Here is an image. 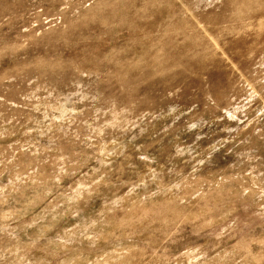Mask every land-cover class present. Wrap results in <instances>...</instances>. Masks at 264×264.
I'll return each mask as SVG.
<instances>
[{
    "label": "rangeland",
    "instance_id": "374dc122",
    "mask_svg": "<svg viewBox=\"0 0 264 264\" xmlns=\"http://www.w3.org/2000/svg\"><path fill=\"white\" fill-rule=\"evenodd\" d=\"M0 264H264V0H0Z\"/></svg>",
    "mask_w": 264,
    "mask_h": 264
}]
</instances>
